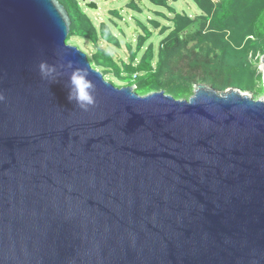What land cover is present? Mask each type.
I'll return each mask as SVG.
<instances>
[{
    "label": "water",
    "instance_id": "1",
    "mask_svg": "<svg viewBox=\"0 0 264 264\" xmlns=\"http://www.w3.org/2000/svg\"><path fill=\"white\" fill-rule=\"evenodd\" d=\"M70 26L58 0H0V264H264V100L117 87Z\"/></svg>",
    "mask_w": 264,
    "mask_h": 264
},
{
    "label": "trees",
    "instance_id": "2",
    "mask_svg": "<svg viewBox=\"0 0 264 264\" xmlns=\"http://www.w3.org/2000/svg\"><path fill=\"white\" fill-rule=\"evenodd\" d=\"M58 1L64 5L71 18L68 37L89 38L97 43V31L87 15L82 13L78 3L75 0ZM193 1L202 11L200 17L205 18L204 24L186 40H181L178 35L179 32L192 24L193 19L187 15H177L174 18V30L163 41L156 65H152L153 52L151 46L147 48L139 63H134L135 57L133 55L130 62L122 67L112 61L108 52L101 50L97 58L98 61L104 59V62L101 61L99 64L103 65L104 68H111L117 77L127 74L125 86L134 85L135 91L140 95L164 90L166 94L172 95L176 99H184L193 91L195 85L199 84L200 81L207 80H210L215 89L224 87L230 82L231 77L223 76L222 68L239 65L238 62L229 64L227 58L233 56L237 59L238 56L241 57L247 43L253 42V38L264 37V0ZM143 41L146 39L141 42ZM191 42H194V45L190 49V53L195 54L194 56L201 48H207L204 55H199V61H195L196 58L192 61L190 53L184 56V50ZM141 46L142 43H139V48ZM185 57L190 58L189 67H182L177 73H170L168 69H173V65L181 63ZM184 66L187 65L184 63ZM199 66H201V72L196 70V68H200ZM216 69L217 73L215 74ZM166 71L170 74H166ZM260 80L262 81L261 78Z\"/></svg>",
    "mask_w": 264,
    "mask_h": 264
},
{
    "label": "rangeland",
    "instance_id": "3",
    "mask_svg": "<svg viewBox=\"0 0 264 264\" xmlns=\"http://www.w3.org/2000/svg\"><path fill=\"white\" fill-rule=\"evenodd\" d=\"M75 1L96 29L98 42L79 36L68 37L69 40L67 38L66 42L83 51L92 67L100 71L107 81L117 87L127 84L126 77L128 75L122 74V77H117L111 68H104L103 65L99 64L101 61L104 62V59L98 61L97 58L101 50L108 52L112 61L122 67L130 62L133 55L135 57L134 63H139L147 48L151 46L153 52L152 65H156L163 41L174 30V18L177 15H187L193 19L192 24L179 32L178 35L181 40H186L191 34L199 30L205 22V18L200 17L202 11L193 0H97L98 9H89L86 6V1ZM143 39L146 41L141 42ZM252 41L245 45L241 57L238 56L237 59L233 56L227 58L229 64L238 62L240 67L232 65L222 68L223 76L231 77L232 81L230 80L228 84L217 90L235 89L255 100H264V82L262 83L264 81V62L262 61L264 37L253 38ZM139 43H142L140 48ZM193 45L194 42L188 44L187 49L184 50V56L190 53ZM206 49L201 48L196 56L190 53L192 61L194 58H196L195 61H199V55H204ZM189 59L185 57L181 63L174 64L173 69L169 68L168 70L170 73H177L179 68H188ZM184 63L187 66H184ZM199 67L196 70L201 72V66ZM168 73L166 71V74ZM260 78L262 81H259ZM187 82H189L188 79ZM200 83L213 87L210 80L200 81ZM194 90L195 87L184 99L191 97Z\"/></svg>",
    "mask_w": 264,
    "mask_h": 264
},
{
    "label": "clouds",
    "instance_id": "4",
    "mask_svg": "<svg viewBox=\"0 0 264 264\" xmlns=\"http://www.w3.org/2000/svg\"><path fill=\"white\" fill-rule=\"evenodd\" d=\"M66 67L72 69L67 85V99L70 103L74 102L77 107L86 111L95 104L94 84L89 79L90 74L84 68H74L71 62ZM38 69L42 79H50L57 74V66L49 65L47 62H41ZM3 100L4 97L0 94V102Z\"/></svg>",
    "mask_w": 264,
    "mask_h": 264
},
{
    "label": "built area",
    "instance_id": "5",
    "mask_svg": "<svg viewBox=\"0 0 264 264\" xmlns=\"http://www.w3.org/2000/svg\"><path fill=\"white\" fill-rule=\"evenodd\" d=\"M88 3H96L97 4V0H85ZM213 1H219V0H213Z\"/></svg>",
    "mask_w": 264,
    "mask_h": 264
}]
</instances>
